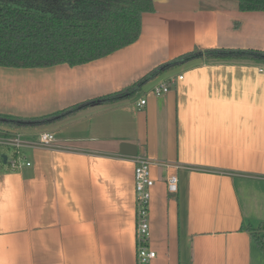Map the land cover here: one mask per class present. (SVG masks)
Listing matches in <instances>:
<instances>
[{
  "label": "crops",
  "instance_id": "0c3cea01",
  "mask_svg": "<svg viewBox=\"0 0 264 264\" xmlns=\"http://www.w3.org/2000/svg\"><path fill=\"white\" fill-rule=\"evenodd\" d=\"M237 1L152 0L139 37L104 57L0 66V114L37 117L122 90L195 48L264 50V11ZM44 130L54 141L36 145ZM9 132L22 131L0 124V138ZM24 140L30 164L16 169V149L0 144V264H136L135 164L121 142L152 161L151 264H264V63L193 58Z\"/></svg>",
  "mask_w": 264,
  "mask_h": 264
},
{
  "label": "trees",
  "instance_id": "16d2710c",
  "mask_svg": "<svg viewBox=\"0 0 264 264\" xmlns=\"http://www.w3.org/2000/svg\"><path fill=\"white\" fill-rule=\"evenodd\" d=\"M237 3L240 11H264V0ZM152 10V0H0V66L32 68L60 63L73 66L104 57L133 43L140 35L142 13ZM197 57L264 63V50L195 48L161 63L122 90L37 117L0 114V124L55 125L89 103H114L133 97L150 78ZM254 239L262 247L263 236Z\"/></svg>",
  "mask_w": 264,
  "mask_h": 264
},
{
  "label": "built area",
  "instance_id": "2783aa9c",
  "mask_svg": "<svg viewBox=\"0 0 264 264\" xmlns=\"http://www.w3.org/2000/svg\"><path fill=\"white\" fill-rule=\"evenodd\" d=\"M179 75L178 78H182ZM175 80L174 77L159 81L152 89L157 96L168 92L170 84ZM146 103L145 98L137 101L138 106ZM36 145L48 146L54 141V135L51 131H40L36 135ZM0 144H6L16 149L15 154L8 159L12 169H16L23 164L24 156L20 153V148L26 144L19 132H9L6 136L0 138ZM134 161V188H135V206H136V264H151L156 257V252L148 246L150 237L149 209L152 196L154 179L151 176L150 166L152 161L143 155L132 156ZM29 165L30 162H25ZM177 176L169 175L166 180L167 190L170 193L177 191Z\"/></svg>",
  "mask_w": 264,
  "mask_h": 264
},
{
  "label": "water",
  "instance_id": "95a60500",
  "mask_svg": "<svg viewBox=\"0 0 264 264\" xmlns=\"http://www.w3.org/2000/svg\"><path fill=\"white\" fill-rule=\"evenodd\" d=\"M119 152L124 155L135 156L137 155L136 145L128 142H121ZM3 160H6V155H2Z\"/></svg>",
  "mask_w": 264,
  "mask_h": 264
},
{
  "label": "rangeland",
  "instance_id": "374dc122",
  "mask_svg": "<svg viewBox=\"0 0 264 264\" xmlns=\"http://www.w3.org/2000/svg\"><path fill=\"white\" fill-rule=\"evenodd\" d=\"M136 96V95H135ZM40 128V127H39ZM39 128H34V127H30V126H22V127H19V130L22 131L20 132L21 133V137L24 139L25 136L31 134V133H34L36 130H38ZM27 135H26V134Z\"/></svg>",
  "mask_w": 264,
  "mask_h": 264
}]
</instances>
